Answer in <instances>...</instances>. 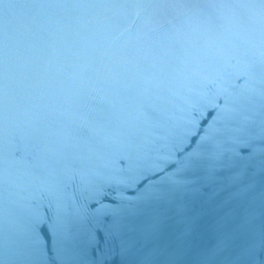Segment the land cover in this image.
<instances>
[{
  "label": "water",
  "instance_id": "1",
  "mask_svg": "<svg viewBox=\"0 0 264 264\" xmlns=\"http://www.w3.org/2000/svg\"><path fill=\"white\" fill-rule=\"evenodd\" d=\"M0 264H264V0H0Z\"/></svg>",
  "mask_w": 264,
  "mask_h": 264
}]
</instances>
